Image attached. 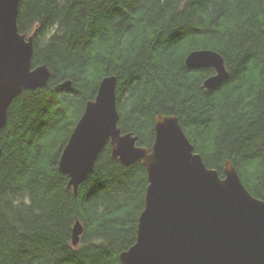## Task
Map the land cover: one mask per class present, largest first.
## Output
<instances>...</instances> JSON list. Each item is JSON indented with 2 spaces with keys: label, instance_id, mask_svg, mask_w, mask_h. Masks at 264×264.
Masks as SVG:
<instances>
[{
  "label": "trees",
  "instance_id": "trees-1",
  "mask_svg": "<svg viewBox=\"0 0 264 264\" xmlns=\"http://www.w3.org/2000/svg\"><path fill=\"white\" fill-rule=\"evenodd\" d=\"M18 26L33 36V66L51 76L15 98L0 133V264H122L135 243L140 162L123 164L107 143L77 195L59 170L107 75L117 76L119 126L139 145L152 147L157 114L176 115L208 167L223 176L231 160L264 199V0H20ZM196 49L224 57L221 86H203L213 68L186 64Z\"/></svg>",
  "mask_w": 264,
  "mask_h": 264
},
{
  "label": "water",
  "instance_id": "water-1",
  "mask_svg": "<svg viewBox=\"0 0 264 264\" xmlns=\"http://www.w3.org/2000/svg\"><path fill=\"white\" fill-rule=\"evenodd\" d=\"M19 4L0 0V133L15 98L45 86L51 76L47 65L32 64L33 36L19 29ZM185 62L215 70L205 79L206 88H217L229 77L224 57L216 50H193ZM119 120L117 76L107 75L95 98L87 101L61 153L59 170L69 176L67 187L77 195L107 143L113 158L146 168L145 207L135 243L119 255L122 264H264V199L249 191L231 160L223 176L208 167L176 115L155 116L151 148L139 145L132 132H123ZM83 232L77 219L74 246Z\"/></svg>",
  "mask_w": 264,
  "mask_h": 264
},
{
  "label": "bare ground",
  "instance_id": "bare-ground-1",
  "mask_svg": "<svg viewBox=\"0 0 264 264\" xmlns=\"http://www.w3.org/2000/svg\"><path fill=\"white\" fill-rule=\"evenodd\" d=\"M25 34H26V33H25ZM26 35H27V34H26ZM28 37H30V36H28ZM86 103H87V102H86ZM85 107H86V104H85ZM84 110H85V109H84ZM83 113H84V112H83ZM82 115H83V114H82ZM82 115H81V116H82Z\"/></svg>",
  "mask_w": 264,
  "mask_h": 264
}]
</instances>
